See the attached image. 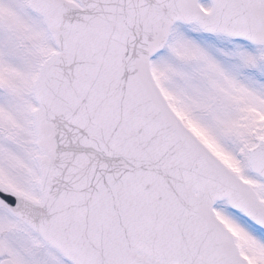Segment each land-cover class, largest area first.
<instances>
[{
	"label": "snow or ice",
	"instance_id": "6c2138e0",
	"mask_svg": "<svg viewBox=\"0 0 264 264\" xmlns=\"http://www.w3.org/2000/svg\"><path fill=\"white\" fill-rule=\"evenodd\" d=\"M0 264H264V0H0Z\"/></svg>",
	"mask_w": 264,
	"mask_h": 264
}]
</instances>
